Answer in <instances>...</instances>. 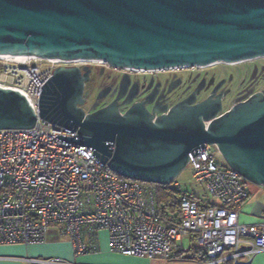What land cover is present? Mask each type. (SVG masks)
Returning a JSON list of instances; mask_svg holds the SVG:
<instances>
[{
    "label": "water",
    "instance_id": "95a60500",
    "mask_svg": "<svg viewBox=\"0 0 264 264\" xmlns=\"http://www.w3.org/2000/svg\"><path fill=\"white\" fill-rule=\"evenodd\" d=\"M0 54L141 68L240 61L264 55V0H0ZM78 71L57 65L41 85L39 115L77 127L57 137L93 147L120 175L161 184L187 166L190 151L213 143L228 165L264 186L263 93L226 110L208 97L159 110L135 102L121 112L110 102L86 111ZM36 119L22 92L0 87V128Z\"/></svg>",
    "mask_w": 264,
    "mask_h": 264
},
{
    "label": "built area",
    "instance_id": "2783aa9c",
    "mask_svg": "<svg viewBox=\"0 0 264 264\" xmlns=\"http://www.w3.org/2000/svg\"><path fill=\"white\" fill-rule=\"evenodd\" d=\"M0 87L22 92L37 115L31 127L0 128V245L31 244L59 227L74 255L97 250L84 226L108 233L109 249L122 254L169 257L184 236L203 255L201 264H241L264 251V220H240L249 196L246 178L224 160L216 144L189 152L187 166L210 197L183 189L177 215L156 205V187L113 171L93 147L61 139L71 127L39 115L42 84L54 66L38 58H2ZM181 187L177 176L169 183ZM182 188V187H181ZM26 263L85 264L62 256H23Z\"/></svg>",
    "mask_w": 264,
    "mask_h": 264
},
{
    "label": "flooded vegetation",
    "instance_id": "af4514ba",
    "mask_svg": "<svg viewBox=\"0 0 264 264\" xmlns=\"http://www.w3.org/2000/svg\"><path fill=\"white\" fill-rule=\"evenodd\" d=\"M64 65L79 68L86 111L110 102H115L121 112L135 102L159 110L185 98L199 101L208 97L220 99L226 110L255 92L264 94V55L234 62L153 68L116 66L104 60Z\"/></svg>",
    "mask_w": 264,
    "mask_h": 264
},
{
    "label": "crops",
    "instance_id": "0c3cea01",
    "mask_svg": "<svg viewBox=\"0 0 264 264\" xmlns=\"http://www.w3.org/2000/svg\"><path fill=\"white\" fill-rule=\"evenodd\" d=\"M252 190L249 189V196L243 202L240 210L239 218L246 223L264 220V186L257 184L253 186ZM184 237L192 241L191 236ZM83 238L88 244L96 242L97 250L75 256L68 236L59 227H53L48 231L46 239L39 243L1 244L0 264H29L20 259L23 256H62L85 264H201V261L204 260L202 252L198 248L199 253L191 255L189 253L190 246L182 247L180 244L182 238L175 241L171 249L172 253L173 246L176 245L180 249L186 250L185 255L181 257L171 256V254L169 257H147L111 251L108 233L102 228L84 226ZM241 264H264V251L254 254L250 260L244 259Z\"/></svg>",
    "mask_w": 264,
    "mask_h": 264
},
{
    "label": "trees",
    "instance_id": "16d2710c",
    "mask_svg": "<svg viewBox=\"0 0 264 264\" xmlns=\"http://www.w3.org/2000/svg\"><path fill=\"white\" fill-rule=\"evenodd\" d=\"M150 183L156 187V205L159 209V212L164 215H177L179 212V205L183 188L176 187L173 184H161L154 182ZM186 252V250H182L175 245L173 246L171 256L181 257L184 256ZM189 253L191 255L199 253L198 249L192 243L189 247Z\"/></svg>",
    "mask_w": 264,
    "mask_h": 264
},
{
    "label": "rangeland",
    "instance_id": "374dc122",
    "mask_svg": "<svg viewBox=\"0 0 264 264\" xmlns=\"http://www.w3.org/2000/svg\"><path fill=\"white\" fill-rule=\"evenodd\" d=\"M38 63L42 64V65H53L54 67H56L57 65H64V64H69V63H72V62H53V61H50L46 58H41V57H38V59H36ZM94 61H97L98 60H94ZM4 62L3 59H0V64H2ZM84 62V61H82ZM177 178L181 184V187L183 189H193L198 195L202 196V197H210L205 189H204V186L202 184H198L195 180H194V177L192 175V171L190 170V167L189 166H186L178 175H177ZM257 184L256 183H253V182H250L248 181L247 182V187L251 190L253 188V186H256ZM192 241L189 240L187 237H184L180 240V244L182 247L184 248H188L190 245H191Z\"/></svg>",
    "mask_w": 264,
    "mask_h": 264
},
{
    "label": "bare ground",
    "instance_id": "6f19581e",
    "mask_svg": "<svg viewBox=\"0 0 264 264\" xmlns=\"http://www.w3.org/2000/svg\"><path fill=\"white\" fill-rule=\"evenodd\" d=\"M0 57L2 58H7V59H13V60H25L27 58H46L50 61L53 62H72V63H79L82 61H94V60H98V62H102V59H80V58H76V59H69V60H63L60 58H47V57H42V56H38V55H31V54H0Z\"/></svg>",
    "mask_w": 264,
    "mask_h": 264
}]
</instances>
